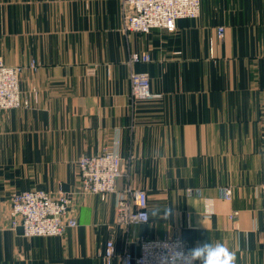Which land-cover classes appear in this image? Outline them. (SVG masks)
<instances>
[{
    "label": "crops",
    "instance_id": "crops-1",
    "mask_svg": "<svg viewBox=\"0 0 264 264\" xmlns=\"http://www.w3.org/2000/svg\"><path fill=\"white\" fill-rule=\"evenodd\" d=\"M124 15L122 0H0V58L26 66L29 103L0 110V264H104L110 238L123 264L140 238L171 235L264 264V0H202L171 31L126 32ZM133 70L163 96L134 98ZM105 148L124 173L104 200L79 190L78 161ZM129 185L147 190L149 222L117 220ZM33 188L70 193L78 225L62 236L12 228L11 194Z\"/></svg>",
    "mask_w": 264,
    "mask_h": 264
},
{
    "label": "built area",
    "instance_id": "built-area-1",
    "mask_svg": "<svg viewBox=\"0 0 264 264\" xmlns=\"http://www.w3.org/2000/svg\"><path fill=\"white\" fill-rule=\"evenodd\" d=\"M202 0H122L126 13L123 29L126 32H145L165 28L174 30L180 18H197L201 12ZM216 36H225V27L218 26ZM148 52H134L132 62L149 61ZM28 67L36 68V61ZM26 66L9 65L0 58V110L28 106L22 95L20 77ZM131 95L136 99H153L163 96L153 91L151 78L147 72L133 70L130 74ZM79 190L92 193L106 199L117 192V181L123 176V158L112 148H105L101 153L84 154L79 158ZM262 212L264 220V182L260 185ZM192 192V189H189ZM223 195L230 199L231 187L223 188ZM70 193L61 192L54 196L42 189L15 191L10 198L12 228H20L23 235L62 236L69 228L78 225L76 216H69L72 206ZM149 195L145 188L127 186L118 200L117 220L125 224L149 222ZM140 252L133 255L129 249L122 254L123 264H191L185 256L189 249L187 241L180 235L158 238L142 237L139 240ZM185 254V255H184ZM116 247L112 238L105 245L102 259L104 264H112ZM197 264V262H196Z\"/></svg>",
    "mask_w": 264,
    "mask_h": 264
},
{
    "label": "clouds",
    "instance_id": "clouds-1",
    "mask_svg": "<svg viewBox=\"0 0 264 264\" xmlns=\"http://www.w3.org/2000/svg\"><path fill=\"white\" fill-rule=\"evenodd\" d=\"M185 256L191 260V264H235L236 260L235 254L223 244L208 241L198 243Z\"/></svg>",
    "mask_w": 264,
    "mask_h": 264
},
{
    "label": "rangeland",
    "instance_id": "rangeland-1",
    "mask_svg": "<svg viewBox=\"0 0 264 264\" xmlns=\"http://www.w3.org/2000/svg\"><path fill=\"white\" fill-rule=\"evenodd\" d=\"M127 12H125V15H126ZM125 15H124V19H125ZM124 25V24H123ZM51 193V192H50ZM65 193V192H64ZM60 195V194H59ZM54 196H58V195H54Z\"/></svg>",
    "mask_w": 264,
    "mask_h": 264
}]
</instances>
